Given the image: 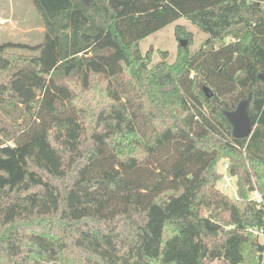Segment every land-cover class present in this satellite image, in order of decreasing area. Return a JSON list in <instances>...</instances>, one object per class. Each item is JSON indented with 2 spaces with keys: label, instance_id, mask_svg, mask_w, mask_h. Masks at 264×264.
<instances>
[{
  "label": "trees",
  "instance_id": "trees-1",
  "mask_svg": "<svg viewBox=\"0 0 264 264\" xmlns=\"http://www.w3.org/2000/svg\"><path fill=\"white\" fill-rule=\"evenodd\" d=\"M31 1L44 41L0 44V264H264V0ZM181 18L208 38L151 66Z\"/></svg>",
  "mask_w": 264,
  "mask_h": 264
},
{
  "label": "rangeland",
  "instance_id": "rangeland-1",
  "mask_svg": "<svg viewBox=\"0 0 264 264\" xmlns=\"http://www.w3.org/2000/svg\"><path fill=\"white\" fill-rule=\"evenodd\" d=\"M4 19V21H3ZM178 26L186 27V30L192 34L193 39H177ZM45 26L43 19L35 10L31 0H0V44L5 42H16L36 46L45 39ZM208 38V34L200 31L196 26L185 18L168 25L164 29L148 36L140 43L142 52L146 55L152 52V64L154 66L163 61L162 53H167L166 61L169 64L174 63L182 49L180 42L185 40L191 53L199 51L203 42ZM18 53L26 54L23 50ZM230 162L228 159H222L217 167L218 173H224L223 164ZM217 183V188H220ZM230 197L235 195L231 193ZM264 244V239L259 240ZM210 264H228L223 259L216 260Z\"/></svg>",
  "mask_w": 264,
  "mask_h": 264
},
{
  "label": "water",
  "instance_id": "water-1",
  "mask_svg": "<svg viewBox=\"0 0 264 264\" xmlns=\"http://www.w3.org/2000/svg\"><path fill=\"white\" fill-rule=\"evenodd\" d=\"M182 47L187 46V42H180ZM263 78L262 76H260ZM207 98L213 97V92L209 88H205ZM249 100L242 102L235 112L226 113L227 118L233 126V135L236 139L250 138L254 132V123L248 113Z\"/></svg>",
  "mask_w": 264,
  "mask_h": 264
},
{
  "label": "built area",
  "instance_id": "built-area-1",
  "mask_svg": "<svg viewBox=\"0 0 264 264\" xmlns=\"http://www.w3.org/2000/svg\"><path fill=\"white\" fill-rule=\"evenodd\" d=\"M224 167V173L222 174V179L220 183V188H217L222 194L224 195H231L233 193L237 197V179L233 176H231L229 172V164L225 163L223 164ZM230 197V196H229ZM231 197V198H234ZM250 199L254 201L258 208H262L264 206V199L261 193L256 189L253 192L250 193ZM250 233H252L254 236L259 237V239H264V230L259 229H250Z\"/></svg>",
  "mask_w": 264,
  "mask_h": 264
},
{
  "label": "crops",
  "instance_id": "crops-1",
  "mask_svg": "<svg viewBox=\"0 0 264 264\" xmlns=\"http://www.w3.org/2000/svg\"><path fill=\"white\" fill-rule=\"evenodd\" d=\"M3 21H4V19H3Z\"/></svg>",
  "mask_w": 264,
  "mask_h": 264
}]
</instances>
